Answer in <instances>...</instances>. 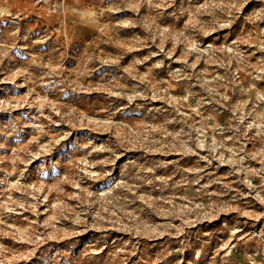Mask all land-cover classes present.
<instances>
[{
  "label": "rangeland",
  "instance_id": "obj_1",
  "mask_svg": "<svg viewBox=\"0 0 264 264\" xmlns=\"http://www.w3.org/2000/svg\"><path fill=\"white\" fill-rule=\"evenodd\" d=\"M0 264H264V0H0Z\"/></svg>",
  "mask_w": 264,
  "mask_h": 264
}]
</instances>
